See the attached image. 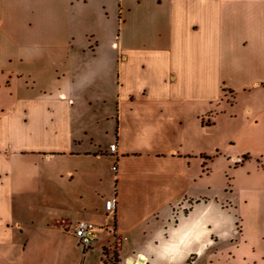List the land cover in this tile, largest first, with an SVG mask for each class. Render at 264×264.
I'll list each match as a JSON object with an SVG mask.
<instances>
[{"label": "crops", "instance_id": "0c3cea01", "mask_svg": "<svg viewBox=\"0 0 264 264\" xmlns=\"http://www.w3.org/2000/svg\"><path fill=\"white\" fill-rule=\"evenodd\" d=\"M0 264H264V0H0Z\"/></svg>", "mask_w": 264, "mask_h": 264}, {"label": "built area", "instance_id": "2783aa9c", "mask_svg": "<svg viewBox=\"0 0 264 264\" xmlns=\"http://www.w3.org/2000/svg\"><path fill=\"white\" fill-rule=\"evenodd\" d=\"M115 145H110V151H114ZM117 205V199L115 194L113 193L111 196L105 199L103 207L106 214H113ZM102 227H95L90 222L86 220H78L73 229L72 235L75 238L77 245L80 247L82 251H85L89 248L90 243L93 238V234L96 231L101 230Z\"/></svg>", "mask_w": 264, "mask_h": 264}, {"label": "rangeland", "instance_id": "374dc122", "mask_svg": "<svg viewBox=\"0 0 264 264\" xmlns=\"http://www.w3.org/2000/svg\"><path fill=\"white\" fill-rule=\"evenodd\" d=\"M101 168L104 169V171H106V176H105V179L103 178L102 180V184L104 186V192H110V173L106 170V163L103 162V164H101ZM104 254H108V251L105 249L104 250ZM111 258H114L113 256Z\"/></svg>", "mask_w": 264, "mask_h": 264}, {"label": "trees", "instance_id": "16d2710c", "mask_svg": "<svg viewBox=\"0 0 264 264\" xmlns=\"http://www.w3.org/2000/svg\"><path fill=\"white\" fill-rule=\"evenodd\" d=\"M104 252V251H103Z\"/></svg>", "mask_w": 264, "mask_h": 264}]
</instances>
